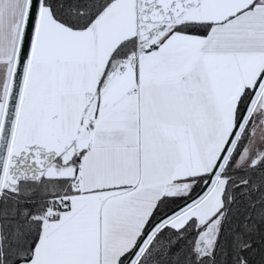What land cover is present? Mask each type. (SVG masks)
Instances as JSON below:
<instances>
[{"label":"snow or ice","instance_id":"6c2138e0","mask_svg":"<svg viewBox=\"0 0 264 264\" xmlns=\"http://www.w3.org/2000/svg\"><path fill=\"white\" fill-rule=\"evenodd\" d=\"M0 264H264V0H0Z\"/></svg>","mask_w":264,"mask_h":264}]
</instances>
